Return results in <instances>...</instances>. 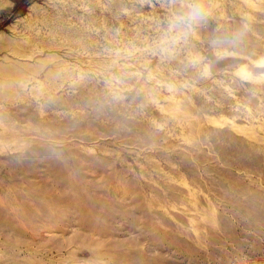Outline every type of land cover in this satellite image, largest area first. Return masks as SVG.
Instances as JSON below:
<instances>
[{"label": "rangeland", "instance_id": "rangeland-1", "mask_svg": "<svg viewBox=\"0 0 264 264\" xmlns=\"http://www.w3.org/2000/svg\"><path fill=\"white\" fill-rule=\"evenodd\" d=\"M0 45V264H264V0H0Z\"/></svg>", "mask_w": 264, "mask_h": 264}, {"label": "clouds", "instance_id": "clouds-1", "mask_svg": "<svg viewBox=\"0 0 264 264\" xmlns=\"http://www.w3.org/2000/svg\"><path fill=\"white\" fill-rule=\"evenodd\" d=\"M207 15L202 4L197 2L185 3L180 14H171L164 21V31L159 46L164 49L174 45L187 34V30L199 24Z\"/></svg>", "mask_w": 264, "mask_h": 264}, {"label": "bare ground", "instance_id": "bare-ground-1", "mask_svg": "<svg viewBox=\"0 0 264 264\" xmlns=\"http://www.w3.org/2000/svg\"><path fill=\"white\" fill-rule=\"evenodd\" d=\"M45 23V22H44ZM46 25V24H45ZM40 35V34H39ZM49 36V35H48ZM1 37H2V35H1ZM31 37V36H30ZM35 37V36H34ZM6 38V37H5ZM8 38V37H7ZM29 38V37H28ZM28 38H26V39H28ZM3 39V38H2ZM33 39V38H32ZM4 40V39H3ZM25 40V39H24ZM9 41V40H8ZM11 41H13V40H11ZM26 41V40H25ZM14 42H15V40H14ZM29 42V41H28ZM10 43V42H9ZM21 43V42H20ZM7 45H9V44H7ZM6 45V46H7ZM23 45V44H22ZM1 46V45H0ZM5 46V45H4ZM11 46H13V45H11ZM24 46H26V45H24ZM23 46V47H24ZM15 47V46H14ZM17 47V46H16ZM3 48V47H2ZM10 48V47H9ZM26 48V47H25ZM14 49V48H13ZM1 50V49H0ZM7 50V49H6ZM35 50V49H34ZM33 50V51H34ZM37 50V49H36ZM13 51V50H12ZM19 51V50H18ZM20 52V51H19ZM23 52V51H22ZM14 53H16L15 51H14ZM21 53V52H20ZM25 53V52H24ZM27 53V52H26ZM30 53H32V52H30ZM22 54V53H21ZM24 55V54H23ZM27 55V54H26ZM29 55V54H28ZM31 55V54H30ZM27 57V56H26ZM25 62V61H24ZM24 62H23V64L22 65H24ZM42 62H43V60H42ZM16 63V62H15ZM22 63V62H21ZM29 63V62H28ZM40 64H41V59H40V62H39ZM19 64V62L17 63V65ZM20 65V64H19ZM42 65V64H41ZM0 66H1V64H0ZM14 66H16V65H14ZM26 66V65H25ZM27 66H28V64H27ZM10 67H11V65H10ZM13 67V66H12ZM11 67V68H12ZM24 67V66H23ZM36 67H37V65H36ZM11 68H2V67H0V75L4 78L5 77V80H0V83H2V84H4L6 87H8V88H10V89H12V90H14V89H16L17 87L19 88V86H26L25 85V82H26V79H25V77H24V72L21 74L20 72H16V70L14 71L13 69H11ZM29 68V67H28ZM244 70V69H243ZM23 71V70H22ZM33 71V70H32ZM13 78H16V79H13ZM15 80H16V82H15ZM18 82V83H17ZM23 88V87H22Z\"/></svg>", "mask_w": 264, "mask_h": 264}]
</instances>
